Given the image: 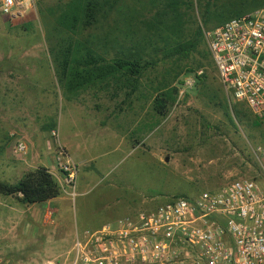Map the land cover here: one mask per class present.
Segmentation results:
<instances>
[{
    "label": "rangeland",
    "instance_id": "obj_1",
    "mask_svg": "<svg viewBox=\"0 0 264 264\" xmlns=\"http://www.w3.org/2000/svg\"><path fill=\"white\" fill-rule=\"evenodd\" d=\"M68 1L35 0L13 23L0 13V180L13 184L45 166L61 187L59 197L35 205L0 196V231L9 216L16 244L12 252L0 251V264H70L73 241L84 231L259 172L254 150L264 146V123L221 87L209 33L221 24L210 15L246 14L264 0L241 6L239 0H187L181 8L186 28L202 32L197 51L188 59L151 54L154 64L129 98L65 90L56 53L71 36L55 21ZM149 10L146 21L153 22L156 9ZM110 24L102 22L92 35ZM188 78L192 88L184 85ZM172 88L175 101L161 115L155 100ZM61 149L77 168L73 188L62 182Z\"/></svg>",
    "mask_w": 264,
    "mask_h": 264
},
{
    "label": "built area",
    "instance_id": "obj_2",
    "mask_svg": "<svg viewBox=\"0 0 264 264\" xmlns=\"http://www.w3.org/2000/svg\"><path fill=\"white\" fill-rule=\"evenodd\" d=\"M34 6L35 0H0V13L13 23ZM209 49L225 93L264 123V6L213 29ZM184 85L192 88L194 80ZM254 153L256 177L173 196L84 231L73 241L70 264H264V146ZM56 162L73 188L76 166L62 149Z\"/></svg>",
    "mask_w": 264,
    "mask_h": 264
},
{
    "label": "trees",
    "instance_id": "obj_3",
    "mask_svg": "<svg viewBox=\"0 0 264 264\" xmlns=\"http://www.w3.org/2000/svg\"><path fill=\"white\" fill-rule=\"evenodd\" d=\"M237 3L241 6L243 1ZM185 5L187 0H137V7L128 0H69L55 21L71 36L56 53L60 55L57 67L65 90L75 95L90 88L110 91L113 98L121 93L129 98L146 69L154 64L149 59L151 54L161 51L168 59H188L197 51L202 32L186 28L181 12ZM150 7L156 9L153 22L146 21ZM244 12L222 10L210 18L222 25ZM202 14L206 18L207 14ZM106 21H111L108 29L93 36L92 31ZM176 94L175 88L161 91L155 100L156 111L164 114ZM60 195L59 183L45 166L26 172L13 184L0 180V196L16 198L22 205L46 203Z\"/></svg>",
    "mask_w": 264,
    "mask_h": 264
},
{
    "label": "crops",
    "instance_id": "obj_4",
    "mask_svg": "<svg viewBox=\"0 0 264 264\" xmlns=\"http://www.w3.org/2000/svg\"><path fill=\"white\" fill-rule=\"evenodd\" d=\"M51 202V201H49ZM48 203V202H46ZM7 208H11L9 206H7ZM9 217V216H8ZM7 216L4 215V218L1 219V223L2 225V229L0 231V244H2L4 247L0 249L1 252H12L14 250V248H16V244L14 242L13 236L10 234L12 231H10V227H11V223H12V219L8 218ZM6 218V219H5ZM6 222V224H5ZM67 261V260H66ZM9 260H5L4 264H8ZM53 264V263H51Z\"/></svg>",
    "mask_w": 264,
    "mask_h": 264
}]
</instances>
